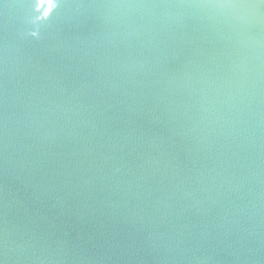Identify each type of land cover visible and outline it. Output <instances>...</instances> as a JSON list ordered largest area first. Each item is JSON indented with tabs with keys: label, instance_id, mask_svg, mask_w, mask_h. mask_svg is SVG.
Segmentation results:
<instances>
[{
	"label": "water",
	"instance_id": "water-1",
	"mask_svg": "<svg viewBox=\"0 0 264 264\" xmlns=\"http://www.w3.org/2000/svg\"><path fill=\"white\" fill-rule=\"evenodd\" d=\"M40 2L0 0V264H264V6Z\"/></svg>",
	"mask_w": 264,
	"mask_h": 264
},
{
	"label": "clouds",
	"instance_id": "clouds-1",
	"mask_svg": "<svg viewBox=\"0 0 264 264\" xmlns=\"http://www.w3.org/2000/svg\"><path fill=\"white\" fill-rule=\"evenodd\" d=\"M42 4H43V2H40V3H39V7L37 8V10L40 11V10L43 9V11L41 12V14H42L43 16H47L48 13H49V10H51L52 7H53V5H52V3H51V0H49V3L47 4V8H46V9H45L43 6H41ZM227 6H229V7H234L235 5H227ZM249 7H256V6H255V5H250Z\"/></svg>",
	"mask_w": 264,
	"mask_h": 264
},
{
	"label": "snow or ice",
	"instance_id": "snow-or-ice-1",
	"mask_svg": "<svg viewBox=\"0 0 264 264\" xmlns=\"http://www.w3.org/2000/svg\"><path fill=\"white\" fill-rule=\"evenodd\" d=\"M48 3H49V0H44L41 6L45 7V5H47ZM258 5L264 6V0H258ZM51 10H49V12H51Z\"/></svg>",
	"mask_w": 264,
	"mask_h": 264
}]
</instances>
